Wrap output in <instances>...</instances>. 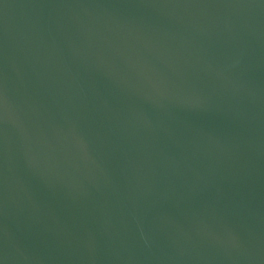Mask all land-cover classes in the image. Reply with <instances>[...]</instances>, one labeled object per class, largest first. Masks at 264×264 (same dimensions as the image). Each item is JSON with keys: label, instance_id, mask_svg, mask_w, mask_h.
<instances>
[{"label": "water", "instance_id": "95a60500", "mask_svg": "<svg viewBox=\"0 0 264 264\" xmlns=\"http://www.w3.org/2000/svg\"><path fill=\"white\" fill-rule=\"evenodd\" d=\"M0 264H264V0H0Z\"/></svg>", "mask_w": 264, "mask_h": 264}]
</instances>
